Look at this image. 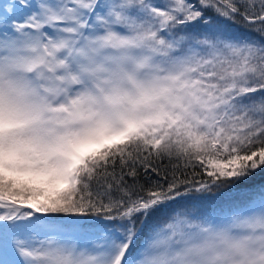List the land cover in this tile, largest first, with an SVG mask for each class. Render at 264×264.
Segmentation results:
<instances>
[{
    "label": "snow or ice",
    "instance_id": "1",
    "mask_svg": "<svg viewBox=\"0 0 264 264\" xmlns=\"http://www.w3.org/2000/svg\"><path fill=\"white\" fill-rule=\"evenodd\" d=\"M0 264H264V0H0Z\"/></svg>",
    "mask_w": 264,
    "mask_h": 264
},
{
    "label": "trees",
    "instance_id": "2",
    "mask_svg": "<svg viewBox=\"0 0 264 264\" xmlns=\"http://www.w3.org/2000/svg\"><path fill=\"white\" fill-rule=\"evenodd\" d=\"M159 3H165L164 1H158ZM192 3L198 4V0H191ZM207 15L209 18H212L215 16V13L211 10L207 11ZM222 19V18H221ZM228 25L232 27L233 30H238L240 32H245L246 34L250 33L249 26L245 24V22L237 17L234 21H227ZM251 36L255 38H259L258 34L252 32L250 33ZM173 163H169L167 160H165L160 166V175H156L155 173L151 174L150 178H146L143 173L140 175L139 184L144 185L145 188L153 186L156 182L165 183V176H167V181H171L173 178V175L176 177H179L181 179H188V180H198L203 177L201 173V169L199 167L196 168H184L182 163L179 167H174ZM137 193H139V189H137Z\"/></svg>",
    "mask_w": 264,
    "mask_h": 264
},
{
    "label": "rangeland",
    "instance_id": "3",
    "mask_svg": "<svg viewBox=\"0 0 264 264\" xmlns=\"http://www.w3.org/2000/svg\"><path fill=\"white\" fill-rule=\"evenodd\" d=\"M158 1H161V0H155V2H158ZM162 1H164V0H162ZM165 2H166V0H165Z\"/></svg>",
    "mask_w": 264,
    "mask_h": 264
}]
</instances>
